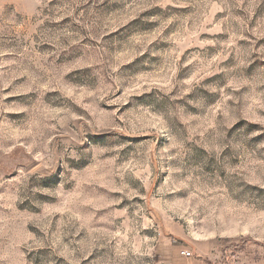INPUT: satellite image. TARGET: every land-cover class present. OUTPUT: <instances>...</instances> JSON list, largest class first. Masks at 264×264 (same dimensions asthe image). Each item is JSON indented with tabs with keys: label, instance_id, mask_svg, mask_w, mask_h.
<instances>
[{
	"label": "rangeland",
	"instance_id": "obj_1",
	"mask_svg": "<svg viewBox=\"0 0 264 264\" xmlns=\"http://www.w3.org/2000/svg\"><path fill=\"white\" fill-rule=\"evenodd\" d=\"M0 264H264V0H0Z\"/></svg>",
	"mask_w": 264,
	"mask_h": 264
},
{
	"label": "built area",
	"instance_id": "obj_2",
	"mask_svg": "<svg viewBox=\"0 0 264 264\" xmlns=\"http://www.w3.org/2000/svg\"><path fill=\"white\" fill-rule=\"evenodd\" d=\"M183 254H184L186 257H189V256H190V253H189L188 251L183 252Z\"/></svg>",
	"mask_w": 264,
	"mask_h": 264
}]
</instances>
